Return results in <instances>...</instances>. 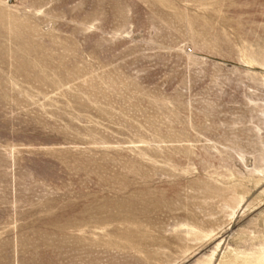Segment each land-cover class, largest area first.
Wrapping results in <instances>:
<instances>
[{"label": "rangeland", "instance_id": "1", "mask_svg": "<svg viewBox=\"0 0 264 264\" xmlns=\"http://www.w3.org/2000/svg\"><path fill=\"white\" fill-rule=\"evenodd\" d=\"M0 264H264V0H0Z\"/></svg>", "mask_w": 264, "mask_h": 264}]
</instances>
